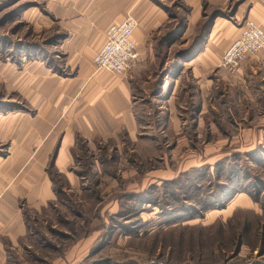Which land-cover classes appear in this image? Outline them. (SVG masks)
<instances>
[{
	"label": "rangeland",
	"instance_id": "rangeland-1",
	"mask_svg": "<svg viewBox=\"0 0 264 264\" xmlns=\"http://www.w3.org/2000/svg\"><path fill=\"white\" fill-rule=\"evenodd\" d=\"M63 1L0 0V120L42 119L53 104L47 73L61 79L77 74L61 16ZM136 2L138 19L148 14V6L152 19L162 15L151 36L157 64L150 77L137 78L134 91L151 108L144 121L157 123L158 106L174 91L175 78L191 76V63L214 25L237 31L247 19V1ZM245 61L234 72L221 66L235 74ZM189 94L182 90L168 102L182 105L180 121L194 114ZM243 116L239 111L237 117ZM256 116L259 111L248 112L234 127L215 114L214 132L205 126L197 141L162 139L165 160H142L136 153L118 158L117 153L116 167L97 176L78 157L85 152L79 141L72 174L80 182L73 189L56 163L58 140L45 165L54 197L38 209L22 204L26 233L15 245L5 241L8 250L0 251V264H89L99 258L118 264H264V121H251ZM32 135L30 126L23 129L18 151L36 152L37 146L27 148ZM14 151L11 137L0 139L1 158ZM158 170L167 178L155 182ZM147 172L150 180L139 191L131 184Z\"/></svg>",
	"mask_w": 264,
	"mask_h": 264
},
{
	"label": "crops",
	"instance_id": "crops-1",
	"mask_svg": "<svg viewBox=\"0 0 264 264\" xmlns=\"http://www.w3.org/2000/svg\"><path fill=\"white\" fill-rule=\"evenodd\" d=\"M246 1L243 19H253L264 28V0ZM137 3L136 0L63 1L61 16L69 35L68 47L75 49L70 57L78 65L77 74L61 79L56 77L55 72L47 73V95L53 104L46 108L42 119H20L19 124L0 120V139L11 137L16 149L8 157H0V251L8 250L6 240L14 244L26 233L27 222L22 204L38 209L54 197L45 165L48 153L58 140L56 163L59 170L68 176L73 189L80 182L72 174L79 141L84 142L85 152L78 157L86 161L89 172L97 176L101 170L103 173L105 169L116 167L117 153L118 158L122 153H136L142 160H165L162 139L178 138L181 143L192 142L193 138L197 141L205 126L214 132L215 114L224 122L230 121L234 127L247 120L245 116L253 110L259 111L261 116L251 117V121H264V52L245 61L232 74L221 66V59L240 28L236 31L229 26L215 24L205 45L191 63V76L187 81L182 74L180 80L175 78L174 91L158 106L157 123L152 120L145 122L146 117L151 118V108H148L145 98L134 91L137 78L145 77L147 73L150 77L149 70L157 64L151 36L162 15L152 19L148 6V14L140 20ZM129 13L139 23L133 33L138 59L124 74L97 68L93 59L106 41L108 28L122 22ZM182 90L190 93L194 104L191 114L195 115L190 120L180 121L177 111L182 105L168 102ZM139 95L142 96L141 93ZM239 111L245 116L238 118ZM29 126L33 135L27 148L32 151L33 146L38 147L32 154L18 151L21 144L18 138ZM173 149L174 154L179 150L176 146ZM24 156L29 162H24ZM149 173L142 181L131 185H136L139 191L144 190V185L150 180ZM153 175L159 179L153 181L160 182L164 173L158 170Z\"/></svg>",
	"mask_w": 264,
	"mask_h": 264
},
{
	"label": "built area",
	"instance_id": "built-area-1",
	"mask_svg": "<svg viewBox=\"0 0 264 264\" xmlns=\"http://www.w3.org/2000/svg\"><path fill=\"white\" fill-rule=\"evenodd\" d=\"M137 26L138 20L129 13L122 22L112 24L108 28L106 41L93 59L97 68L118 74L127 73L132 69L139 55L133 39ZM260 51H264V28L253 19L247 18L238 36L225 50L221 64L234 72L243 61Z\"/></svg>",
	"mask_w": 264,
	"mask_h": 264
},
{
	"label": "trees",
	"instance_id": "trees-1",
	"mask_svg": "<svg viewBox=\"0 0 264 264\" xmlns=\"http://www.w3.org/2000/svg\"><path fill=\"white\" fill-rule=\"evenodd\" d=\"M212 178H214V177H212ZM212 178H211V180L213 181V185H214L215 182H214V179H212ZM221 183L225 184L224 182L217 181V184H221ZM164 197H166V194ZM127 215H129V214H127ZM89 264H118V263L113 262L110 258H99V259L92 260Z\"/></svg>",
	"mask_w": 264,
	"mask_h": 264
}]
</instances>
